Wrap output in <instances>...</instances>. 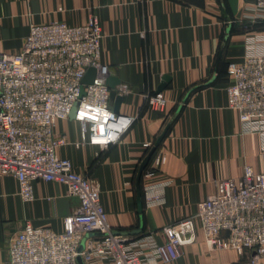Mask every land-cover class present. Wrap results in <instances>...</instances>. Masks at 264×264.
Segmentation results:
<instances>
[{
	"label": "crops",
	"instance_id": "1",
	"mask_svg": "<svg viewBox=\"0 0 264 264\" xmlns=\"http://www.w3.org/2000/svg\"><path fill=\"white\" fill-rule=\"evenodd\" d=\"M253 2L0 0V52H20L33 24L81 25L92 15L100 19L101 64L109 68L108 80L121 82L116 87L121 100L111 98L110 107L136 120L108 148L85 143L75 119L59 120L55 132L68 141L59 155L100 186L115 231L153 234L162 241L163 228L194 215L219 182L240 179L247 166L264 172L261 139L243 131L227 93L229 65L244 60L250 36L264 38V22L257 20ZM160 93L167 104L157 109L149 97ZM164 132L143 172L141 213L138 175ZM150 171L155 175L147 178ZM33 186L35 198L27 202L16 177H0V264H9V244L27 223L61 232L64 218L79 207L63 184L40 179ZM157 194L164 195L163 203L149 204ZM254 255L212 248L199 231L197 241L184 246L171 264H248Z\"/></svg>",
	"mask_w": 264,
	"mask_h": 264
},
{
	"label": "built area",
	"instance_id": "2",
	"mask_svg": "<svg viewBox=\"0 0 264 264\" xmlns=\"http://www.w3.org/2000/svg\"><path fill=\"white\" fill-rule=\"evenodd\" d=\"M258 21L264 22V0H254ZM103 28L97 15L85 24H33L23 49L0 52V177L14 176L21 197L34 200L36 180L54 181L78 198L77 210L63 220V230L27 223L9 244V264H171L182 248L197 241L198 232L212 248L255 252L248 264L264 260V172L245 168L240 179L218 184L217 192L198 204L197 212L153 234L132 236L115 231L102 203L100 186L76 171L59 155L68 144L55 132L59 120L80 123L85 143L108 148L121 141L136 117L110 107L109 68L101 64ZM264 38L250 36L244 60L231 63L228 106L239 113L242 129L261 139L264 155ZM97 69L93 84L83 80ZM162 109L163 94L149 97ZM154 172L146 174L153 177ZM164 195L148 198L161 204Z\"/></svg>",
	"mask_w": 264,
	"mask_h": 264
},
{
	"label": "water",
	"instance_id": "3",
	"mask_svg": "<svg viewBox=\"0 0 264 264\" xmlns=\"http://www.w3.org/2000/svg\"><path fill=\"white\" fill-rule=\"evenodd\" d=\"M96 77H97V69L94 67L90 68L88 70L84 80H83V83L86 85L93 84L95 82ZM107 83L111 89V98H117L118 93L116 91V87L119 84H121L120 80H118L116 78H110L109 80L107 79ZM118 100L120 102L121 97H118ZM75 117H76V106L73 108L71 115H70L71 119H75ZM165 135H166V132H164V134L156 142L155 147L152 149V151L150 152L148 157L144 160V162L142 163L141 168H140V172H139L138 179H137V189H138L139 211L141 213H143V201H142V190H141V181H142L143 172L146 169V167L149 165L154 153L156 152L157 148L159 147V145L162 143L163 139L165 138ZM135 233H137V232H134V234Z\"/></svg>",
	"mask_w": 264,
	"mask_h": 264
}]
</instances>
